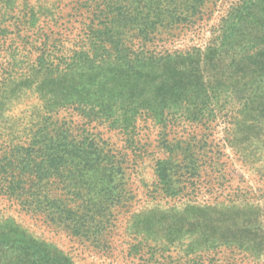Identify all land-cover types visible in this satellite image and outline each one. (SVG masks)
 Listing matches in <instances>:
<instances>
[{
  "label": "rangeland",
  "instance_id": "1",
  "mask_svg": "<svg viewBox=\"0 0 264 264\" xmlns=\"http://www.w3.org/2000/svg\"><path fill=\"white\" fill-rule=\"evenodd\" d=\"M171 1L143 47L198 63L88 62L91 1L0 0V264H264V0Z\"/></svg>",
  "mask_w": 264,
  "mask_h": 264
},
{
  "label": "trees",
  "instance_id": "2",
  "mask_svg": "<svg viewBox=\"0 0 264 264\" xmlns=\"http://www.w3.org/2000/svg\"><path fill=\"white\" fill-rule=\"evenodd\" d=\"M88 1L95 5L93 18L88 24H83L84 40L89 49L86 53L79 52L88 62L99 60L110 65L118 62H150L157 65H186V62L188 65L199 62V59H195V56L200 54L199 49L185 52L165 50L160 54L161 52L155 53L143 47L153 44V39L162 32V29H171L177 24L190 23V20L199 13L196 2H185L183 6H175L171 0H127L131 3L113 9L104 0ZM133 46H136L135 49ZM206 48V52L211 53L216 49V45L209 44ZM31 152L36 153L34 150ZM47 168L42 162L32 161L21 171L24 176L27 174L37 180L36 183H40L48 172ZM52 170L57 172L58 168L52 167ZM155 173L161 184L168 182L167 168L161 162L156 165ZM34 196L35 194L32 193L25 200L22 194H15L14 199L25 201L28 204L31 203L30 198L35 201ZM96 216V213H89L77 217L75 226H73L74 232H79L84 228L88 233L90 223L95 218H99Z\"/></svg>",
  "mask_w": 264,
  "mask_h": 264
}]
</instances>
